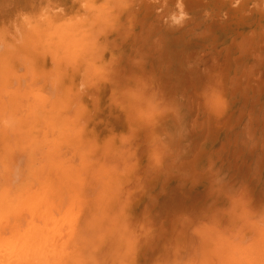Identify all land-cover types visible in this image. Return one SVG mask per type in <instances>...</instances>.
Here are the masks:
<instances>
[{
    "label": "rangeland",
    "instance_id": "374dc122",
    "mask_svg": "<svg viewBox=\"0 0 264 264\" xmlns=\"http://www.w3.org/2000/svg\"><path fill=\"white\" fill-rule=\"evenodd\" d=\"M21 17L19 22H23L26 31L24 48L28 51L39 49L41 56L47 57L44 62L47 63V70L55 64H60L65 70L66 66H71L73 70H77V67L86 69L85 66L89 64L101 65L104 69L105 65L137 67L144 63L143 59L148 52L155 54L157 59L172 63L173 71L181 65L176 72L180 77L190 73L196 66L204 65L205 72L208 73L216 65L222 70L227 64L235 67L237 64H254L253 68H257L258 72V84L249 90V96L253 97V100L250 97V102L255 108H264V0H28V7L18 18ZM6 34L8 37L15 36V26L4 29L0 35V52L6 47L3 44ZM255 54H258L257 60L251 57ZM49 55L55 58L51 59ZM46 73L40 77L41 94L50 96L55 92L50 83L53 79L47 71ZM68 77L65 76L64 81ZM29 80L26 99L33 102L31 92L34 91L35 80L32 84ZM216 81L214 74L210 80L205 78L202 91L209 97ZM173 83L176 90H181V94L179 93L177 101L174 100L176 107L171 105V111L177 110L180 115L189 113L194 106L192 102H196V95L194 92L187 93L186 82L182 79L178 82L174 80ZM88 84L95 88V97L88 96L87 99L91 106L95 102L100 107L96 112L89 108L88 113L101 124L91 126L90 132L94 133V137L88 135L90 141H85L87 145L101 136L109 135L108 128L102 121L114 119L112 110L108 108L109 98L101 90V86ZM73 85L74 89L82 91L83 84H75L74 80ZM182 89L185 90L183 94ZM58 90L63 92L62 89ZM8 91L9 96L14 95L16 98V87ZM23 91L24 89L20 91L21 96ZM6 97L7 94L0 85V264H29L20 253L8 254L6 242L14 231L23 232L32 224L43 230L40 220L45 209L48 217L58 220L55 232L47 233L43 230L52 239L50 243L57 248L50 246L45 249L50 255L49 264H75L76 260L78 264L80 260L81 264H110L107 258L111 245L108 231L111 226H108L110 215L102 209H93L96 202H102L94 201L97 197L95 193L70 194L64 191L41 195L46 196L49 202H42L38 206L39 210H33L24 201L19 203L16 200L27 195L9 194V191L1 189L5 186L4 179L12 177L11 171L16 164L20 167L25 162L23 155L21 158L10 157V154L19 155L20 152L10 141H5L1 134L3 122L10 121L8 111L4 109L6 113H1ZM187 97H191L188 102ZM201 98H204L202 94ZM158 99L159 96L151 99L154 104L151 106L158 110L156 113L155 109L149 107L153 111L148 112L145 117L148 122L161 119L158 111H163L164 107L159 105ZM67 109L65 112L71 114L75 110L74 104ZM237 110L238 105L227 110V114L236 120L230 128L224 127L220 120L216 121L214 112L201 117V125L195 131L188 126L172 123L161 128V133H166L168 138L175 140V147L171 150L175 152L176 163L165 159L166 162L161 167L156 165L160 156L156 152L151 155L154 147L151 142L148 146L145 145L144 130H130L132 138L124 140V143L121 140L111 151L115 155L119 154L118 148H123L125 157L135 165V173L125 180L126 187L135 179H140L139 182L145 187L150 186L147 187L149 189L144 200L140 198L132 203L133 210H141L148 201L152 202L156 211L161 209L165 216L159 223L152 225L151 232L158 234L162 230L169 234L166 238L172 244L165 246L163 242V247L160 248L168 249L171 255L173 247L188 249L191 242H188V237L183 236L190 235L195 230L197 232L202 227L199 242L192 250L200 249V238L206 232V227L203 226L206 223L203 220V208L205 210L207 206H211V212L214 208H221L225 202L223 195L210 200L215 198L207 192L210 182L214 189L231 183L232 188L246 198L244 208L249 213L252 226H238L237 233L240 237L251 240L260 234V230L264 231V140L258 137L253 140L248 150L249 158L246 154L244 157L239 156L236 166L242 168L240 174L234 166L227 167L224 161L226 151L234 149L231 145H224L227 137L231 135V140L238 143L240 131L246 123V114L242 116ZM177 116L171 113V116L166 115L163 120L176 119ZM261 116L262 112L254 114L253 118L258 121ZM194 135L199 139L191 144ZM109 136L112 138V133ZM198 153L200 158L196 155ZM60 154L73 163L76 159L69 146H63ZM195 155L201 169L196 174L184 175L182 178V170L193 167ZM91 158L94 162L100 160L99 153H92ZM66 212L68 214L64 221ZM170 219L172 221L169 225ZM95 220L102 226H94ZM209 224L210 221L208 226ZM73 232L77 236H73ZM76 242L78 247L83 245V248H74ZM177 254L171 260L168 258V261L176 258L178 261L187 260L189 257L186 255L182 259ZM137 260L138 264L163 263L158 254L153 255L150 260L141 254ZM37 264H45L44 256L37 260Z\"/></svg>",
    "mask_w": 264,
    "mask_h": 264
},
{
    "label": "bare ground",
    "instance_id": "6f19581e",
    "mask_svg": "<svg viewBox=\"0 0 264 264\" xmlns=\"http://www.w3.org/2000/svg\"><path fill=\"white\" fill-rule=\"evenodd\" d=\"M27 7L28 0H0V35L4 29L14 26L16 28L15 36L8 37L6 34L3 40L6 47L0 52V85L7 94L1 113H6L5 109L10 117L9 122H3L1 134L5 141H10L20 152L19 155L10 154V157L21 158L23 155L25 161L24 166L19 167L16 164L15 169L11 171L12 177L4 179L5 186L1 189L9 191V194L27 195L16 200L19 203L24 201V204L33 210H39L38 206L42 202L46 204L49 202L46 196L41 195L64 191L70 194L95 193L97 197L94 201L102 202H96L93 209L95 211L102 209L110 215L108 226H111L108 231L111 235V245L107 254L110 264H138L137 258L141 254L145 258L148 257V260L158 254L162 258V264H264V231L260 230V234L251 240H246L237 233L238 226L247 227L252 224L249 222V213L244 208L246 198L232 188L231 183L217 189H214L212 182L208 185V195L215 196L210 200H216L223 195L225 202L221 208H214L211 212H209L211 206H207L205 210V207L203 208L205 212L203 220L206 221L203 226L206 227L204 230L206 232L204 237L200 238L199 250L192 249L199 242L202 227L197 232L195 230L192 234L183 236L188 237V242H191L188 249L185 247L180 249L178 246L170 248L171 255L168 249L160 248L163 247V242L165 246L172 244L166 238L169 234L162 230L158 234H153L151 227L159 223L165 215L161 209L156 211L151 201H148L149 203L141 210L134 212L132 203L140 198L144 200L149 189L147 187L150 186L145 187L139 182L140 179H135L126 187L125 180L135 173V165L133 166L132 161L125 157L123 148L117 149L119 154L111 153L121 140V143H124V140L132 138L129 135L130 130H144L145 145L148 146L151 142L154 147L151 155L156 152L160 156L156 165L161 167V164L166 162L165 159L176 163L175 152L171 150L175 147V140L168 138L166 133H161V128L172 123L182 127L188 126L195 131L201 125V117L211 115L213 112L216 121L220 120L224 127L230 128L236 120L227 114V110L238 105V113L242 116L246 114V123L240 131L241 138L237 139L238 143L231 140V135L227 137L224 145H231L234 149L226 151L224 161L227 167L234 166L236 172L240 174L242 168L236 166L239 156L244 157L246 154L249 158L248 150L253 140L255 138L264 140V108H255L250 102V97L252 100L253 97L249 96V90L258 84V72L257 68H253L254 64L248 66L237 64L236 67L227 64L222 70L216 65L215 68H210L208 73L205 72L204 65L196 66L190 73L180 77L176 72L181 65L173 71L172 63L157 59L155 54L148 52L143 59L144 63L137 67L105 65L104 69L101 65L89 64L85 66L86 69L77 67V70H73L71 66H66L65 70L60 64H55L53 69L51 66L47 70V63H44L47 57L41 56L39 49L28 51L24 48L26 31L23 22H19L22 17H18L23 15ZM256 55L258 54L251 56L253 60H257ZM49 57L55 58L50 55ZM46 71L53 79L49 81L55 91L50 96L41 94L40 77L46 75ZM212 74L217 81L209 97L202 90L205 78L210 80ZM65 76L70 78L64 81ZM73 79L75 84L80 83V86L83 84L82 91L74 89ZM180 79L186 82L187 93L194 92L196 95V102H192L194 106L191 111L183 115L177 110L171 111V105L181 94V90L174 87L173 81L178 82ZM28 80L31 84L35 80L34 91L31 92L33 102L26 99ZM88 83L101 86V90L109 98L108 108L112 110L114 119L102 121L108 128V134L112 133V138L104 135L87 145L85 141H90L88 135L94 137V133L90 132L91 126L101 124L88 113L89 108L95 112L100 108L95 102L91 106L87 99L88 96L95 97V88ZM14 87L17 88L16 98L7 93ZM22 89L24 91L21 96ZM58 89H62L63 92ZM200 93L204 98H201ZM155 96H159L158 103L164 108L163 111H158L161 119L151 123L146 121L145 117L148 112L153 111L149 107L155 109L157 113V107L151 106L154 105L151 99ZM189 98L191 97L186 98L187 102ZM71 104H74L75 110L67 114L65 111ZM173 106L176 107L175 104ZM260 112L262 118L255 121L254 114ZM171 113L178 115L176 119L168 117L173 119L163 120V117L171 116ZM197 139L199 137L194 135L191 144ZM63 146L73 149L76 158L74 163L61 156ZM93 150L96 151L92 152ZM92 153H99L100 160L94 162L91 158ZM196 155L198 158L201 157L198 156L199 153ZM196 155L192 161L193 167L190 169L185 167L182 170V178L184 175L196 174L201 169L199 161H196ZM46 213L47 209L41 214L43 230L47 233L55 232L58 220L48 217ZM65 214L64 221L68 212ZM171 221L172 219L169 225ZM93 225L102 226L97 220ZM30 227L23 232L16 230L12 233L6 242L9 247L8 254L20 253L29 264H37V260L44 256L45 264H49L50 255L45 249L50 246L57 248L50 243L52 239L42 228L33 224ZM73 236H77V233L73 232ZM73 247L82 249L83 245L78 247L76 242ZM176 254L177 257L182 256V259H185L186 255L189 257L187 260L178 261L176 258L169 262L168 258L171 260ZM75 264H78L77 260Z\"/></svg>",
    "mask_w": 264,
    "mask_h": 264
}]
</instances>
